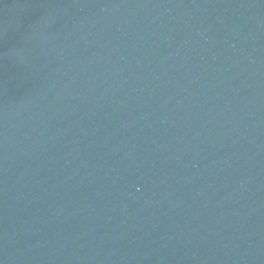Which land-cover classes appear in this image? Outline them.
Masks as SVG:
<instances>
[{
	"label": "water",
	"instance_id": "water-1",
	"mask_svg": "<svg viewBox=\"0 0 264 264\" xmlns=\"http://www.w3.org/2000/svg\"><path fill=\"white\" fill-rule=\"evenodd\" d=\"M0 264H264V0H0Z\"/></svg>",
	"mask_w": 264,
	"mask_h": 264
}]
</instances>
